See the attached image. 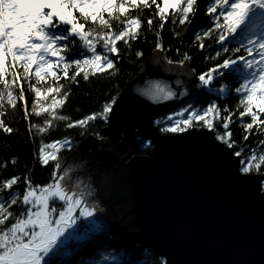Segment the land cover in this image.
I'll use <instances>...</instances> for the list:
<instances>
[{
  "label": "snow or ice",
  "instance_id": "snow-or-ice-1",
  "mask_svg": "<svg viewBox=\"0 0 264 264\" xmlns=\"http://www.w3.org/2000/svg\"><path fill=\"white\" fill-rule=\"evenodd\" d=\"M152 6H155V12L147 19L148 30L152 31L158 17L160 24L155 32V49L165 51L161 30L169 20L181 26L191 25L198 11V0H0V129L8 134L14 131L6 126L3 119L7 114L3 110L5 99L13 110L17 108V99L23 101L24 117H29L22 81L28 83L29 91L34 92L38 100H51L40 111H36L34 104L33 111L37 116L43 112L51 117L45 120V127L37 128L38 133L55 127L56 121H69L68 116L56 111L64 106L71 94L66 85L60 83L62 77L78 84L77 77L81 75L84 81H88L98 74L115 73L118 69L112 57L120 55L119 43L131 47L130 42L140 38L142 12L144 9L151 10ZM133 10L137 11L136 16L131 15ZM206 15L213 26L202 33L196 32L193 44L199 42L198 47L203 50L205 38L212 37L223 53H240L243 49L245 54L225 58L222 63L218 62L215 67L201 73L197 77L198 87L212 92V82L217 77L234 72L241 74L242 81L234 91L239 96L237 111L243 109L239 111V119L251 118L250 123L242 124L245 133L242 139L247 141L254 128L257 132L264 128V0H209ZM113 21H116L115 25ZM61 30L64 34H57ZM238 35L243 37L239 47H224L229 39L235 40ZM69 37L78 38L87 54L81 52V58L69 60L66 53L71 49L67 44L59 43L69 40ZM244 40H247V44ZM136 55L139 57L142 53L137 52ZM221 55L222 52L217 51L211 59L216 60ZM191 59L188 53H184L182 59H169L167 63L184 65ZM18 68L22 72H18ZM73 68L70 74L69 69ZM33 76L35 84L31 83ZM48 77L54 83L42 91L36 85L46 82ZM17 87L20 89L18 96L14 93ZM158 91L162 96H156L154 102L176 96L174 91L164 87ZM215 91L226 96L230 89L222 85ZM114 102L105 104L100 112L67 123L66 127L83 128L93 120H107ZM174 116L184 118L174 119ZM234 116L235 113L229 108L221 109L216 102H212L201 109L189 105L157 123H164L165 120L171 122L170 126L161 129L171 133L200 126L216 132L218 141L228 148H234L237 142L232 139L233 134L229 130ZM217 124L224 129L223 133L218 131ZM65 146H71L67 138L42 143L39 148L38 161L42 167L54 162L52 181L48 184H33L31 178L25 176L21 196L18 188L14 190V186L21 182L20 176L14 175L0 181V264H47L46 258L62 243L61 238L68 229L79 218L93 216L95 207L87 204V197L93 192L72 191L63 184L68 171L64 170L63 175L59 173L61 163L58 152ZM262 146L264 140L259 141L247 156L244 154L248 151L246 147L233 153L241 158L240 171L243 174L260 173L264 167ZM11 163L15 165L16 159L13 158ZM58 202H62L59 208L55 206ZM13 206L20 208L18 214L11 211ZM10 220L11 223H8Z\"/></svg>",
  "mask_w": 264,
  "mask_h": 264
},
{
  "label": "water",
  "instance_id": "water-1",
  "mask_svg": "<svg viewBox=\"0 0 264 264\" xmlns=\"http://www.w3.org/2000/svg\"><path fill=\"white\" fill-rule=\"evenodd\" d=\"M197 77L150 54L114 98L104 135L85 136L61 168L75 169L72 191L93 192L87 204L102 205L109 234L129 237L167 264H264L263 175L243 174L240 157L213 131L163 133L154 123L202 93ZM160 87L176 96L154 102ZM130 129L149 141L150 154L120 156Z\"/></svg>",
  "mask_w": 264,
  "mask_h": 264
},
{
  "label": "trees",
  "instance_id": "trees-1",
  "mask_svg": "<svg viewBox=\"0 0 264 264\" xmlns=\"http://www.w3.org/2000/svg\"><path fill=\"white\" fill-rule=\"evenodd\" d=\"M209 0H198V11L191 25H179L178 22L173 24L171 20L165 24L161 30L162 43L165 51H157L155 49V32L158 30L160 20L155 18L152 31L148 30L147 19L154 15L155 6L152 9H144L141 15L142 27L139 30L141 35L136 41H131V47H126L119 43L121 53L118 57H112L115 60L116 68L115 73L98 74L96 77H90L88 81H84L82 75L77 77L78 84L70 83L61 79L60 83L66 85V89L70 91L66 103L61 108L57 109L60 115H66L69 121H56L55 127L49 128L45 133H38V127H45V120L51 119L47 113L41 112L39 116L33 111L35 104L36 111H40L42 107H47L51 103L49 98L38 100L34 92L29 91L28 83L24 82L25 98L27 101V110L29 113L28 119L24 117V102L17 99V108L12 109L7 104V100L3 102L5 108L3 109L7 114L3 117L6 126L14 129L11 134L4 133L0 129V181L6 180L12 176H20V184L14 186L19 189L21 196L24 191L23 178L29 176L33 184L45 185L52 181V172L54 170V162H50L49 166L42 167L38 161L39 148L42 143L47 144L54 141H63L67 138L71 142V146H65L58 152L61 165L65 162L70 153L77 147L79 142L87 135L94 137H102L103 127L105 120L96 119L91 121L87 126L68 128L66 124L83 119L89 114L100 112L103 106L111 103L116 95L121 91L124 84L130 80L139 70L142 62L146 57L154 52H159L166 62L168 67L176 70H184L188 67L195 72L198 76L201 73L207 72L210 68L216 66L218 62L222 63L225 58H235L237 55L245 54L241 49L240 53H223L220 45L215 43L212 37H207L204 40L205 48L200 50L197 42L193 44L195 33L203 32L208 27H212L211 19L206 15V7ZM76 15H79L76 13ZM132 16L137 15V11H131ZM121 19H124L121 17ZM114 25L116 21L112 22ZM52 31L56 32L55 29ZM57 34H64L61 30ZM218 38V33L216 34ZM243 39L242 36H236L235 40L229 39L224 47L233 48L239 47V42ZM67 44L71 49L66 53L69 60L81 58V52L86 50L80 46L78 38L69 37V40L59 42ZM247 44V40H244ZM179 50V51H177ZM217 51H221L222 55L217 57L216 60L211 59L215 56ZM141 52V56L136 53ZM188 53L192 59L186 61L184 65L179 63L168 64L169 59L178 61L183 58V54ZM22 72V69H17ZM74 71L69 69L71 74ZM11 79V77H6ZM242 81L239 72L228 73L223 77H217L212 82L214 91L209 92L204 89L194 99L188 101L186 104L180 106L175 111L169 114L156 118L154 123L158 129L163 133H171L162 131V128L170 126L169 121L165 120L164 123L158 124L157 121L166 118L169 115L180 112L184 108L191 105L195 109L206 108L210 103L216 102L221 109L227 107L235 113L233 123L230 124L229 130L232 132V139L235 140L236 146L233 148L234 152L241 147H246L245 156L249 151L255 147L259 141L264 140V128L257 132L254 128L249 139L244 141L242 139L244 133L243 123H250V117H244L243 121L239 119V111L237 106L239 103V96L235 93L234 89ZM31 83L35 84V77H32ZM53 79L48 77L46 82H41L36 86L43 91L46 87L53 85ZM222 85H227L230 89L226 96L219 95L215 89ZM2 87V85H0ZM19 87L14 89V93L18 96ZM59 98V97H58ZM226 115V114H225ZM184 117L174 116V119H183ZM32 125H36L34 128ZM199 127V126H196ZM217 129L220 133L224 129L217 124ZM217 133L215 132V135ZM151 145L147 139H140L134 129L127 130L123 133V143L119 149L120 156L129 159L135 155H148L150 154ZM264 150V146H262ZM15 158L17 163L13 165L11 160ZM241 159V158H240ZM7 164L6 167L3 165ZM69 165V164H67ZM242 165H239L241 169ZM64 170V169H62ZM61 173V172H60ZM256 173V172H255ZM260 174L263 175L261 189L264 190V167L261 168ZM7 195V193H5ZM62 202H58L55 206L60 207ZM97 203V202H95ZM100 208L104 222L108 225V220L103 212V207L97 203ZM14 213H19L20 208L13 206L11 209ZM78 215V213H77ZM11 223V220L8 222ZM62 243L50 254L46 260L47 264H167L165 259L158 253L150 250L147 247H139L132 239L127 236L119 234H108V231L103 228L98 230L90 229V224L85 221L83 217L77 220V223L72 228L68 229L64 237L61 238Z\"/></svg>",
  "mask_w": 264,
  "mask_h": 264
},
{
  "label": "rangeland",
  "instance_id": "rangeland-1",
  "mask_svg": "<svg viewBox=\"0 0 264 264\" xmlns=\"http://www.w3.org/2000/svg\"><path fill=\"white\" fill-rule=\"evenodd\" d=\"M47 151H53L52 149H48ZM62 166V165H61ZM68 171V175L65 178V180L63 181V184L66 188L72 190V184H73V178H72V171L74 172V168L69 164V165H64L61 168V175H63L64 170ZM59 171V170H58ZM103 204V203H102ZM89 207H95V211L92 217H88V218H84L86 222H88L90 224V229L95 230V229H99V228H103V226H105V229L107 231H110L111 229L108 227V225H106V223L104 222V218L102 217V214L100 212V208L98 207V205L95 203V200H93V202L91 203V205H88ZM78 213V212H77ZM109 234V233H108Z\"/></svg>",
  "mask_w": 264,
  "mask_h": 264
},
{
  "label": "flooded vegetation",
  "instance_id": "flooded-vegetation-1",
  "mask_svg": "<svg viewBox=\"0 0 264 264\" xmlns=\"http://www.w3.org/2000/svg\"><path fill=\"white\" fill-rule=\"evenodd\" d=\"M75 184H78V182L77 183H75ZM97 204V203H96Z\"/></svg>",
  "mask_w": 264,
  "mask_h": 264
}]
</instances>
